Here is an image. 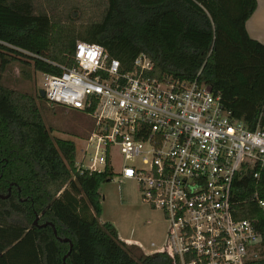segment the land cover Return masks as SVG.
<instances>
[{
    "label": "trees",
    "instance_id": "1",
    "mask_svg": "<svg viewBox=\"0 0 264 264\" xmlns=\"http://www.w3.org/2000/svg\"><path fill=\"white\" fill-rule=\"evenodd\" d=\"M257 5V0H0V264H172L122 241L112 224H101L99 189L114 175L76 171L75 142L53 143L34 97L5 84L11 61L22 64L29 81L31 69L61 75L56 65L75 67L78 42L102 46L125 70L145 54L155 64L154 77L191 82L200 73L232 118L256 129L264 125V45L250 37L246 24ZM90 122L79 137H89ZM260 200L264 168L233 191L236 219L255 222L264 238Z\"/></svg>",
    "mask_w": 264,
    "mask_h": 264
},
{
    "label": "built area",
    "instance_id": "2",
    "mask_svg": "<svg viewBox=\"0 0 264 264\" xmlns=\"http://www.w3.org/2000/svg\"><path fill=\"white\" fill-rule=\"evenodd\" d=\"M75 60L72 68L56 65L61 75L42 74L41 88L50 104L93 123L77 148L76 171L110 170L113 180L134 181L142 201L162 214L164 243L145 253L172 264L264 260L256 223L237 220L233 209L236 184L264 168V125L249 129L233 119L200 73L191 82L154 77L145 54L125 70L102 46L78 42ZM115 155L123 159L120 172Z\"/></svg>",
    "mask_w": 264,
    "mask_h": 264
},
{
    "label": "rangeland",
    "instance_id": "3",
    "mask_svg": "<svg viewBox=\"0 0 264 264\" xmlns=\"http://www.w3.org/2000/svg\"><path fill=\"white\" fill-rule=\"evenodd\" d=\"M21 71L22 64L11 61L3 73L5 84L18 93L34 97L53 143L56 139L71 140L75 142L77 148L80 147L81 140L85 138L79 136H83L82 134L85 133L83 131L91 127L90 119L51 105L47 101H40L39 96L44 79L42 74H34L31 69L32 79L28 81L22 76ZM76 151L78 155V149ZM122 164L121 156L115 155L112 158L115 172L121 171ZM99 193L102 196L101 224H112L125 242L136 243L148 252L155 250L151 247V243H155L158 249L161 247L164 243L167 224L160 212L150 209L142 201L134 181L119 182L114 179L112 182L102 184ZM262 257H264V250Z\"/></svg>",
    "mask_w": 264,
    "mask_h": 264
},
{
    "label": "crops",
    "instance_id": "4",
    "mask_svg": "<svg viewBox=\"0 0 264 264\" xmlns=\"http://www.w3.org/2000/svg\"><path fill=\"white\" fill-rule=\"evenodd\" d=\"M257 4V9L253 16L247 21L246 27L250 37L264 45V0H257ZM121 240L124 241L122 238ZM126 243L130 245H136V243L134 244L132 242ZM141 249L146 253H152L148 252L143 247Z\"/></svg>",
    "mask_w": 264,
    "mask_h": 264
},
{
    "label": "water",
    "instance_id": "5",
    "mask_svg": "<svg viewBox=\"0 0 264 264\" xmlns=\"http://www.w3.org/2000/svg\"><path fill=\"white\" fill-rule=\"evenodd\" d=\"M40 96H41L42 98H45V93H44L43 90L40 91ZM71 248H72V246H71Z\"/></svg>",
    "mask_w": 264,
    "mask_h": 264
}]
</instances>
